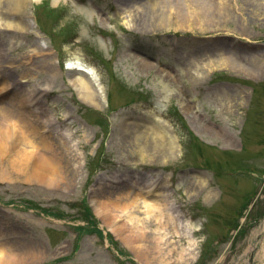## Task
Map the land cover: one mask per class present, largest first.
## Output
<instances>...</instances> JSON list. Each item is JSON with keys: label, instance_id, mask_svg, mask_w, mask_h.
<instances>
[{"label": "rangeland", "instance_id": "obj_1", "mask_svg": "<svg viewBox=\"0 0 264 264\" xmlns=\"http://www.w3.org/2000/svg\"><path fill=\"white\" fill-rule=\"evenodd\" d=\"M143 3L162 5L166 20L143 19ZM7 5L0 0L1 136L11 146L9 130L27 129L42 143L47 126L67 180L27 179L7 167L5 147L0 249L20 253L18 264H260L264 0ZM197 48L237 57L246 71L193 70ZM80 81L96 105L80 98Z\"/></svg>", "mask_w": 264, "mask_h": 264}, {"label": "bare ground", "instance_id": "obj_2", "mask_svg": "<svg viewBox=\"0 0 264 264\" xmlns=\"http://www.w3.org/2000/svg\"><path fill=\"white\" fill-rule=\"evenodd\" d=\"M26 1L27 0H7L8 2L7 7L10 9L11 8L14 9V8L20 7L21 5H24ZM33 1L42 2L43 0H33ZM59 1L60 0H53L54 5H57ZM146 3H143V5L140 4V6H142V9H143V11L141 12L143 19H146V20L147 19L148 20H151V19L159 20L160 19L161 21L166 20V14H165L166 9L164 8L160 9V6L162 5L159 6L158 4L151 3V7L153 8L158 7V8L156 10L154 9V10L149 11L144 5ZM249 3L254 4L253 1H250ZM204 6H201L200 9L203 8V11H202L203 14L208 15V13L210 12L209 10L212 9V6H210V8H207L208 10H206ZM136 19H138V17ZM146 20H142V21L147 22ZM189 23H190V20H188V24ZM193 52H195V55L194 54L188 55L189 60L192 65L191 67H193L192 68L193 70L198 71L199 69L203 67L211 69L214 65H219V66H235V67L238 66L240 70L241 68H243L242 71H246V68L243 67L245 64H243V61L237 60V57L236 59L235 57L234 58L227 57V56H224L223 53H219V54L216 53V51H214L213 49L197 48ZM71 65L87 73H93L92 68L82 62L76 61L74 62V65L73 64ZM79 85L82 91V93L80 92L81 94L80 98L85 103L96 105L98 103L97 99L99 98L100 100V97L98 98L93 97V93L89 90V87L87 86V84H85V82L80 81ZM0 108H1L0 109L1 112H7V113L9 112L7 110L8 107L6 108L0 107ZM6 115H9V114H6ZM10 117L11 118L8 120H13L15 118V121H18L16 117H12V116ZM46 127L41 126V129H44V131L40 130L42 133V137H43L42 143L36 142V140L34 139L35 136L32 137L31 134H33V131L27 132V129H23V130H16L14 132V131L9 130L8 134L10 133L11 136L7 134V138H10L12 140L11 146H9V142H7L6 138L2 137L0 133V144H1L0 145V157L5 152V147H7L10 153V158L8 159L7 167L9 169H12L16 173L25 176L27 179L37 180L40 183L42 182L55 183L57 182V179L67 180L66 171L62 163L63 156H61V152H60V149L62 150L63 147L60 146L58 148V146L54 145L52 141L49 142L47 140L48 136L46 135V133L48 132L46 131L47 130ZM142 131L143 130H141V132L138 133V137L141 135ZM23 132L25 134H20ZM18 135L21 137H19ZM20 143H23V145L20 146L19 148L16 147V145H19ZM54 143L57 144V142H54ZM29 145H32L33 149L32 148L28 149V147H30ZM36 149L41 150L40 153H37L38 150ZM210 194L214 195V192L210 191ZM126 202L127 203L125 205L132 203V201L128 199ZM144 203H145V207L147 208L148 212H151L156 206L155 204H150L149 202H144ZM96 205L98 206L96 207L97 210H100L103 213L108 214V215H113V218L117 216L114 214V212L113 213L110 212L105 207L101 206L98 202ZM115 206H118V203H115ZM119 206H123V205L119 204ZM263 233H264V225H263ZM130 239H131V242L134 241V243H136L135 237L130 236ZM158 243H160V240H158ZM256 249H257V255L259 256V259H260V264H264V236H263V239L259 247ZM142 257L143 259L147 258L145 253L142 254ZM20 259H21L20 253L15 252L14 249H11L9 247L0 249V264H16V263L18 264L17 261Z\"/></svg>", "mask_w": 264, "mask_h": 264}, {"label": "trees", "instance_id": "obj_3", "mask_svg": "<svg viewBox=\"0 0 264 264\" xmlns=\"http://www.w3.org/2000/svg\"><path fill=\"white\" fill-rule=\"evenodd\" d=\"M176 114L178 115V118H179L180 122H182L183 124L187 123L185 118L180 113L176 112Z\"/></svg>", "mask_w": 264, "mask_h": 264}]
</instances>
